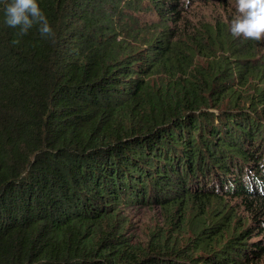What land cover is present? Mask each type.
Returning a JSON list of instances; mask_svg holds the SVG:
<instances>
[{
    "label": "trees",
    "instance_id": "trees-1",
    "mask_svg": "<svg viewBox=\"0 0 264 264\" xmlns=\"http://www.w3.org/2000/svg\"><path fill=\"white\" fill-rule=\"evenodd\" d=\"M212 1L37 0L53 40L18 35L0 0V264L263 258L264 41ZM204 202L203 260L124 237L128 208Z\"/></svg>",
    "mask_w": 264,
    "mask_h": 264
},
{
    "label": "rangeland",
    "instance_id": "rangeland-1",
    "mask_svg": "<svg viewBox=\"0 0 264 264\" xmlns=\"http://www.w3.org/2000/svg\"><path fill=\"white\" fill-rule=\"evenodd\" d=\"M217 0L211 2V6ZM210 7H205L204 13L210 14ZM259 54L264 52V42L260 43L257 48ZM206 59L199 54L194 58V63L204 64ZM161 78L160 76H157ZM160 80V79H159ZM157 88V87H156ZM243 101H241L242 103ZM225 105V104H224ZM248 105V104H247ZM208 208L214 206L213 203H205L199 207V204L187 208L185 206L179 207H161L158 204L147 203L143 205H136L126 210L128 220L124 231V237L129 239L133 244L135 250L147 249L155 239L162 240L163 242L177 241V247L182 255L198 257V260H203L199 257L204 254L200 249H196L195 242H190V238L194 236L196 227L195 214L201 213L198 217H204V212ZM194 249V250H193ZM190 254V255H189ZM184 257V258H185ZM252 264H264V256L260 261Z\"/></svg>",
    "mask_w": 264,
    "mask_h": 264
},
{
    "label": "clouds",
    "instance_id": "clouds-1",
    "mask_svg": "<svg viewBox=\"0 0 264 264\" xmlns=\"http://www.w3.org/2000/svg\"><path fill=\"white\" fill-rule=\"evenodd\" d=\"M230 33L234 38L264 41V0H236ZM5 24L17 28L18 35H26L33 26H38L40 35L53 39L55 32L37 0H12L4 8ZM12 43L18 44V40Z\"/></svg>",
    "mask_w": 264,
    "mask_h": 264
}]
</instances>
